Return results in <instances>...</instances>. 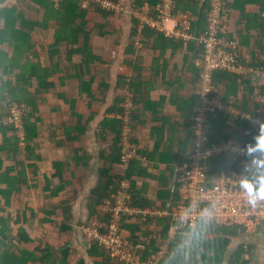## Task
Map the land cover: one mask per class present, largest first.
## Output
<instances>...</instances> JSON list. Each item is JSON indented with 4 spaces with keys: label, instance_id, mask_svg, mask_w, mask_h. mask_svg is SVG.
Instances as JSON below:
<instances>
[{
    "label": "trees",
    "instance_id": "1",
    "mask_svg": "<svg viewBox=\"0 0 264 264\" xmlns=\"http://www.w3.org/2000/svg\"><path fill=\"white\" fill-rule=\"evenodd\" d=\"M6 1L2 0V3ZM113 1L122 4L124 0ZM202 1L173 0L174 15L182 13L192 18L190 34L194 36V39L187 42L182 39L176 41L174 38L166 37L161 32L144 29L142 38L144 47L136 49L134 38L137 34L139 21L134 18V15L132 16L133 26L129 37L130 43L125 50L124 59V63L131 69L132 75L119 77L118 88L121 93L116 98L113 107L107 110L109 114H118L119 118L106 116L100 124L101 137L105 139L109 135L113 138L111 156L107 157V160L111 162L110 164L119 162L121 158L119 144L122 138V116L125 111L121 104L124 102L125 96L131 93L135 104H151V87L155 88L159 75L167 73L168 70L172 71V74L168 79H165L168 77L167 74L164 76V85L169 92L166 95L171 98L173 103L180 99V94L174 89L176 83L181 87L193 86L196 92L191 94L188 99L179 100L181 103L179 109L184 111L186 128L179 154L172 153L171 150L168 153L162 151L163 154L160 152L163 132L158 133L159 129L155 128L154 131L159 134L158 145L156 143L152 151H149L148 148L145 150L137 149V156L129 159L126 164L122 160V163L127 165L122 175L117 173L111 175L112 167L109 163L102 167L100 172L102 182L99 191L97 189L93 192L97 199L94 200L92 207L95 208L105 196L107 197L111 193H106L110 185H114V189H116L121 180L124 179H127L131 185L129 192L131 193L132 206H154L156 202L145 198L143 194L147 188L140 189L136 185L137 179L155 177L149 172V166L142 162L143 158L148 162L155 163L153 166H157V168L160 164L166 165V168L159 172L160 178H158L161 185V189L158 190V199H163L162 207H167L169 204L167 200L169 199H173L172 206L177 203L176 200L179 199L180 195V184L178 182L173 188L172 183L176 174V167L182 166L188 159V150L194 144L193 126H195V115L200 99L197 91L202 67L198 65V61L204 59L205 47L203 44H199L197 39L201 34L207 33L209 28L211 0H205L203 4ZM223 1L226 4L228 15L234 9L240 10V16L236 21L237 37H235L241 55L240 60L248 67L264 68V0ZM32 2L38 7L35 20H31L23 12L20 13L17 8L0 10V44H9L16 50L15 56L10 59L0 47V117H6L9 114L8 106L11 103L26 105L24 115L25 140H22V137L18 135L14 126H0V132L5 136L4 144L0 147V264H70V249L65 248L56 253L54 248L47 243V238H38L35 231L37 228H42L43 224L52 222L50 217L58 209L62 211L58 215H65V219H67L71 212V206L68 207L62 202L53 207H44L43 212L46 216L40 224L34 220L37 216L35 211L31 217H28L24 210L20 212L18 219H15L12 214L6 213L14 203L13 196H19L24 187L31 191L36 187L30 184L31 177L28 175L25 160L41 159V155L38 154L40 149L38 141L41 127L44 126V119L40 113V105H47L49 95L54 92L55 98L69 103L73 109L70 114L71 120L69 119L63 126L51 130L52 126L49 125L50 136H56L58 130L65 135L68 141H71L85 134L94 115L93 104L104 102L106 98V95L101 92L104 87L107 88V83L103 79L98 87L94 88L97 73L106 72L103 69L104 65L110 62L103 52L108 51L109 54L117 52V47L120 46L123 39V28L118 29L116 23L113 24L110 20V17L114 16L111 14L112 11L108 12L99 6H93L94 17L88 16V10L82 8L80 0H61L59 2L32 0ZM160 3L162 0H132L131 8L141 10L147 4L150 8L155 9ZM249 7H254L256 10L249 11L247 10ZM244 27L247 34L243 32ZM34 33L40 34L42 38L51 37L53 39V42L47 44V47L40 46L41 49L46 50V61H42L35 53L37 44L33 40ZM228 36L234 37L230 33ZM94 38L105 40V46H96L93 42ZM168 51H171L170 58L166 57ZM178 54H181V59L174 61V57ZM149 59L151 64L147 67V60ZM171 60L173 65L170 68ZM4 75L9 76V79H4ZM213 84L216 89L214 91L216 96L226 102L232 101L243 112L256 114L259 110L264 109L260 100V96L264 95V84L262 86L252 84L246 74L217 70L213 73ZM242 89L245 92L240 97L239 94ZM100 93L104 97L101 98ZM79 99L85 103V108L87 106V113H79L75 110L74 106ZM134 116L133 113V120ZM228 120L229 117L221 113L211 117L212 142L229 140L236 136L246 145L253 141L255 135L258 134L259 130L250 128L247 122L240 123L238 121L239 126L250 129L249 134L240 135L238 129L232 130L229 127ZM135 127L133 122L132 128ZM24 141L28 144V155L25 160H22L20 144ZM58 143L63 144L62 141H58ZM4 152H8L10 158L17 165L5 168ZM84 155L87 158V155ZM181 155L182 157H180ZM240 162V159L227 156L211 160L208 162L210 168L207 176L214 180L229 175L228 170L230 169L232 175L239 179L240 175L245 172V168H241ZM63 164L61 162L55 163V170L60 183L50 189L51 191L48 189V186L50 188L49 183H53L52 181L57 176H52V178L45 176L48 183L47 189L52 192V197H56L72 185V179L64 181L61 174ZM32 167L36 169V175L38 167L36 165ZM13 171H16L15 175L12 174ZM103 187L105 193L102 192ZM111 195L109 196L111 197ZM4 202L5 205H3ZM159 222L163 228L162 235H166L170 228L169 218L161 219ZM56 224H54L55 227L62 226L61 230L68 228ZM241 230L238 227L219 226L214 222L199 220L195 228L181 229L177 233L176 240L171 245L170 253L159 263L251 264L252 248L249 246V249L246 248L245 244L238 245L228 256L233 239L244 235ZM93 244L90 255L103 257V261L99 264H124L121 261V263L115 262L109 251L103 246L97 243ZM145 246L147 251L144 260H147L158 249L154 240H150L149 244L145 242ZM78 264H84V261H80Z\"/></svg>",
    "mask_w": 264,
    "mask_h": 264
},
{
    "label": "crops",
    "instance_id": "2",
    "mask_svg": "<svg viewBox=\"0 0 264 264\" xmlns=\"http://www.w3.org/2000/svg\"><path fill=\"white\" fill-rule=\"evenodd\" d=\"M53 1L59 2L61 0ZM131 1L132 0H124L122 1V4H119L124 6L125 10L123 12L111 13L112 16L114 15L113 17H110V20L113 22V24L116 23L118 29L123 28V39L120 46L117 47V52L114 54L112 53L110 55V62L104 65L103 69L106 70V72L97 73V79L95 83L96 85L94 88H97L98 84L103 79V81L107 83V88L104 87L101 92L106 95V98L104 102L93 104L94 115L92 117L91 122L88 124L86 133L81 135L76 140L71 141H68L65 135L58 130V134L56 136L49 135V125L51 124L52 126L51 130H53V128L63 126L64 123H67L69 121V119L71 120L70 114L73 110L71 105L69 103H65L62 99L56 98V103L51 104L50 94L49 103L47 105H40V113L42 119H44V126L41 127V132L38 141V144L40 145L38 154L41 155V159H33L30 161L25 160L26 156L28 155V144H26V142H22L20 144L22 150L21 159L26 161V168L28 170L27 172L28 175L31 177L30 184L35 185L36 187H34L32 191L28 190L29 188L24 187L23 191L19 194V196H13L14 203L11 207L8 208L6 214L10 213L15 219H18L20 212L24 210L27 212L28 217H31L33 215V211H35L37 216L34 218V220L37 224H40L41 220L44 219L46 216L43 212L44 207H53L55 204L62 202H64V204H66L68 207L71 206V212L67 219H65V215H58V213H62V211L58 209L50 217V219H52V222L43 224L42 228H37V230L35 231L36 236L38 238H47V243H49L54 248L56 253L60 252V250L65 248L70 249V264H78L80 261H84V264H99L103 261V257L90 255L91 248L94 245L93 243L96 242L88 240L87 236L84 234V229L87 226L95 224H104L105 222L109 221V213L105 211L108 207L107 201L112 199V193L115 195L120 190H126V192L130 196L128 205L132 207V212H129L127 215L125 214L122 216L120 226L123 230V238L125 237L128 240V249L131 253H133L134 258L136 260L146 262L151 258H148V256V259L144 260L145 252L147 251L145 242L146 244H149L150 240H154L158 251H156L153 256L159 257L160 262L167 254L170 253L171 245L173 244L174 240H176L177 234L173 233V225L175 223L173 221L172 213L176 210V206L179 204L178 202L180 201V195L179 199L176 200L177 203L173 206V199L167 200L169 204L166 208L162 207L164 202L163 199H158V190L161 189V185L158 180V178H160L159 172L166 168L165 164H160L159 168H157V166H153L155 165V163L148 162L145 158H143L142 162L145 165L149 166V172L155 177L147 179L141 178L137 179L136 181V185L138 188H147L146 192H144L143 194L145 198L156 202L154 206H132L131 193L129 192L131 185L127 179H124L121 180L119 187H117L116 189H114V185L109 186V189H107L106 193L109 194V192H111L109 194L111 195V197L109 195L107 197L105 196L102 201L96 205L95 208L92 207L94 200L97 199V196L93 192L97 189L99 191V186L102 182L100 172L104 165H106L107 163H111L109 162V160H107V157L109 155L111 156L113 146L112 136L108 135L105 139L101 137L102 130L100 128V124L106 116L119 118L118 114H109L107 113V110L113 107L116 102V98H118L119 94L121 93L118 88L119 77H130L132 75L131 69L124 63L125 50L130 43L129 37L131 33V28L133 26L132 16L134 15V12L141 15L144 14L145 12L143 13L142 11L145 6H147L146 4L141 10H133L131 8ZM204 1L205 0L202 1V4ZM235 1L244 2L245 0ZM202 4L201 7L203 6ZM36 6L37 5H35L32 0H7L5 3H2V0H0V10L4 8H17L19 9L20 13H25L31 20H35L37 18L36 11L38 7ZM92 9L93 8H86V10H88V16L95 15ZM247 10L255 11L256 8L249 7L247 8ZM181 14L182 13L178 14L177 16L180 17ZM239 16L240 10L238 9H234L231 11V13H229L230 35L234 37H237L236 21ZM171 26L172 23H168V27L171 28ZM144 29H150L159 32L155 29L150 28L147 25L142 24L141 22H138L137 34H135L134 38V46L136 47V49H142L144 47L142 41ZM243 32L244 34H247V30L245 29V27L243 28ZM33 37V40L37 44V49H35V53L41 58L42 61H46V50L41 49L40 46L43 45L47 47V44H51L53 42V39L51 37L42 38L40 34L37 33H34ZM174 39L176 41L180 40L175 37ZM93 42L96 46L97 44L98 46H105V40L103 41V39L94 38ZM0 45V47L3 48V51L7 54V56L10 59H13L16 54V50L14 49V47H10L9 44ZM170 55L171 51H168L166 57L170 58ZM180 59L181 54H178L174 57V61H179ZM147 63L148 67L151 64V60H147ZM172 65L173 64L171 60L170 68L172 67ZM198 65L201 66V60L198 61ZM166 74L168 77H166L165 79H168L169 76L172 74V71L168 70L167 73L165 72V74L161 73L158 77V81L155 85V88L151 87V104H135L131 93L125 96L124 102L121 104V107H123V109L125 110L124 115L122 116V138L119 144V146L121 147V158L119 162L110 164L112 167L111 175H115L116 173L122 175L125 172V169L127 168V165H125L126 163H122V154L126 146L123 144L122 139L125 136L130 141V144L136 145V152L134 157L137 156V149L145 150L148 148L149 151H152L154 149L155 144L157 142L159 143L158 133L161 131L163 132V138L162 142L160 141V152L163 154V152L168 153L171 150L172 153L179 154L180 145L182 140L184 139L186 130L184 125V111L183 109H179V106L181 104L179 103V100L188 99L191 94L196 92V89L193 86L189 85L181 87L178 83H176L174 89L180 94V99L173 103L171 101V98L166 95L167 93H169L167 91V87L164 85V76ZM246 75H248L252 84L257 86H262L264 84V72L247 73ZM4 79H9V76L4 75ZM69 92L74 93L72 91ZM244 92V89H242L240 91L239 96L242 97L244 95ZM102 93H100L101 98L104 97ZM197 93H199V88ZM52 94L55 97V93L53 92ZM80 102H82V99L77 100L76 105L74 106L75 110L79 113H87V106L85 108L84 104ZM224 103L226 104L225 110L217 112L216 114L221 113L224 116H228V125L232 130L238 129L240 131V135H247L250 133V129H245L242 126H239L240 124H238V121L240 123L247 122L250 128H253L254 130H259L258 127H254L249 121H246V119H239L241 117L238 118L235 114L240 111L244 114L258 115L260 110L256 114H253L241 111L238 107L234 105L232 101H224ZM133 113L135 115L134 120L132 117ZM212 116L213 115L209 117L206 132L211 142L212 130L210 128V123ZM133 122L136 125L134 129L132 128ZM155 128L159 129L158 133L154 131ZM193 131L194 144L192 148H194L195 146V126H193ZM4 140L5 136L3 133L0 132V147L4 144ZM231 140H237L241 142V140H238L235 136L230 138L229 140H220L218 142L212 143L229 142ZM58 141H62L63 144H59ZM191 149H189L188 152ZM84 154L87 155V158ZM180 157H182V155ZM3 159L5 161V168L17 165L16 162H14L12 158H10V154L8 152L3 153ZM57 162L64 163L61 174L64 177V181L72 179V185L68 186L66 190L62 191L56 197H52V192H50V189H53L55 185H58L60 183V180L57 176V172L55 170V163ZM35 165L38 167L36 175V169L32 167ZM180 167L181 166L176 167V174L172 183L173 188H175L176 184L178 183L177 179L180 174ZM228 172L231 175L233 174L232 170L230 169L228 170ZM12 174L15 175L16 171H13ZM45 176H47V178L57 176L54 181H52L53 183H49L50 188L45 179ZM47 186L50 191L47 189ZM111 190H114L115 193ZM102 192L105 193L104 187L102 188ZM37 201H39V204ZM32 204H35V206H33ZM3 205H5V202ZM167 218H169L170 220V228L166 235H162L163 228L160 225L159 221L161 219ZM54 224L64 225L68 228L65 230H61L62 226L55 227ZM240 244H245L246 248L248 249L249 247L252 248L251 264H264V223L259 229H257L253 233L244 234L240 237L234 238L228 251V256L230 255L231 251H233ZM160 254H162L163 256H161ZM112 259L115 262L121 263L116 258L112 257Z\"/></svg>",
    "mask_w": 264,
    "mask_h": 264
},
{
    "label": "built area",
    "instance_id": "3",
    "mask_svg": "<svg viewBox=\"0 0 264 264\" xmlns=\"http://www.w3.org/2000/svg\"><path fill=\"white\" fill-rule=\"evenodd\" d=\"M82 8H100L110 12L120 13L125 10L123 5L113 0H80ZM174 2L162 0L155 9L148 5L143 9L144 14L134 12L135 19L144 25L155 29L167 37L178 38L185 41L194 39L190 34L192 18L181 14H173ZM209 28L207 33L201 34L198 43L205 47V56L201 60V80L199 83L200 102L195 115L196 138L195 146L188 152V159L180 167L179 182L180 201L172 213L174 234L181 229L195 228L199 220H207L219 226L238 227L244 234L253 233L264 223V200L255 206L247 203L245 194L239 186V179L233 175L221 176L211 180L207 176L210 166L208 162L219 157L227 156L241 160V168L250 162L251 157L245 155L244 145L237 141L212 143L207 136V123L211 115L225 110L224 101L214 94L213 73L217 70H226L235 74L264 72V68L255 69L246 66L240 60L238 42L235 37L230 38L229 15L223 0H211L209 11ZM168 23H172L171 28ZM260 96V95H259ZM264 108V95L260 96ZM229 109V108H228ZM230 111V110H229ZM9 114L0 117V126H14L22 140L26 139L24 115L26 106L11 103L8 106ZM231 112V111H230ZM239 119H246L254 127L264 122V109L258 115L244 114L240 111L235 114ZM126 145L122 160L128 163L134 157L136 145L130 144L127 137H123ZM25 143V141L23 142ZM130 199L126 190L112 194V199L107 201L109 221L104 224L87 226L84 234L89 241L106 248L111 257L126 264H158L160 258L151 257L146 262L138 261L128 249L127 239L123 238L120 221L123 215L132 212L128 205ZM170 214V213H168ZM139 247V246H138ZM163 256L162 254H160ZM159 258V259H158Z\"/></svg>",
    "mask_w": 264,
    "mask_h": 264
},
{
    "label": "clouds",
    "instance_id": "4",
    "mask_svg": "<svg viewBox=\"0 0 264 264\" xmlns=\"http://www.w3.org/2000/svg\"><path fill=\"white\" fill-rule=\"evenodd\" d=\"M243 150L251 160L239 177V186L247 203L255 206L258 201L264 200V122L260 123L253 141L247 143Z\"/></svg>",
    "mask_w": 264,
    "mask_h": 264
},
{
    "label": "rangeland",
    "instance_id": "5",
    "mask_svg": "<svg viewBox=\"0 0 264 264\" xmlns=\"http://www.w3.org/2000/svg\"><path fill=\"white\" fill-rule=\"evenodd\" d=\"M121 6V5H120ZM95 15H92L91 17H94ZM100 45V44H99ZM97 46H98V44H97ZM98 47H103V45H100V46H98ZM109 52L107 51V52H104V55L107 57V58H110L111 56V54H108ZM108 55H109V57H108ZM50 103L52 104V103H56V98L53 96V94L51 95V97H50ZM80 103H83L84 104V106H85V103L82 101V102H80ZM38 202V204H39V201H37ZM33 206H35V204H32ZM234 247V246H233Z\"/></svg>",
    "mask_w": 264,
    "mask_h": 264
}]
</instances>
